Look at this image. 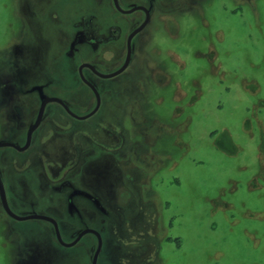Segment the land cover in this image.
Returning <instances> with one entry per match:
<instances>
[{
	"label": "rangeland",
	"instance_id": "rangeland-1",
	"mask_svg": "<svg viewBox=\"0 0 264 264\" xmlns=\"http://www.w3.org/2000/svg\"><path fill=\"white\" fill-rule=\"evenodd\" d=\"M159 1L157 12L135 37L133 67L102 82L109 97H102L90 119L71 121L74 136L62 138L57 147L49 137L24 152L0 148L5 199L16 215L50 216L49 209L61 206L63 197H57L52 185L44 191V184L71 175L66 162L78 147L84 151L92 145L93 160L79 170L80 183L75 184L109 196L130 173L129 190H122L125 213L139 215L147 232L155 233L158 264H264V0ZM28 2L0 0V141L12 131L14 103L22 121L28 119V100L11 97L12 83L25 69L26 52L16 54L31 42L27 30L17 42L22 18H30ZM30 2L39 20L52 7L64 16L90 9L86 0ZM131 2L138 0L117 3L125 9ZM59 36L54 40L52 33H43L48 44L61 45L66 35ZM56 107H46L47 122L66 129ZM40 152L55 163L45 168ZM106 153L133 159L121 168L120 159ZM56 170L59 179L49 174ZM23 181L29 182L33 197L23 193ZM142 221L130 225L145 233ZM9 225L26 249L46 247L39 222ZM113 231L115 237L106 234L103 239L107 247L100 250L98 264H118L125 245L145 249L135 240L126 244L120 224ZM7 234L0 219V264H12L16 252ZM86 249L85 244L72 249V259L86 261ZM115 253L118 258L109 260L107 255Z\"/></svg>",
	"mask_w": 264,
	"mask_h": 264
},
{
	"label": "flooded vegetation",
	"instance_id": "flooded-vegetation-1",
	"mask_svg": "<svg viewBox=\"0 0 264 264\" xmlns=\"http://www.w3.org/2000/svg\"><path fill=\"white\" fill-rule=\"evenodd\" d=\"M36 1L40 2V0ZM86 1L90 8L86 11H79L78 14H73V16H64L59 10L53 12L52 7L48 13L44 14L45 16L41 18V20L36 18V12H34L35 9L31 6L30 0L26 5V12L30 18H22L24 27L22 25L21 34L17 38V40L19 39L17 42L21 41L23 31L26 30L29 33L31 42L27 44V48L25 46L23 48L19 46L20 49H18V53L16 54L18 58L26 52L25 56L22 57L24 58L25 69L22 70L24 71L23 76L17 78L15 82L12 83L13 90L11 97L26 98L28 100L26 102L27 104L29 103V107L26 108L28 119L26 122L22 121L23 118L20 114L21 110L16 108L17 105L14 103V107L11 109L12 131L8 134V140L4 141L17 145L18 147L24 146L26 143V133L37 119L39 112L38 108L41 105L42 99H57L61 103L50 102L44 107L42 118L39 120L40 124L34 132L31 133L30 144L26 150H28L32 144L39 143V141L40 143L42 141L44 142L49 137L50 140L55 143L54 146L57 147V143L62 142V138L64 139L65 137L69 140L70 137L74 136L70 128L71 121H82L76 120V118L90 115L96 107L97 98L100 105L102 97H109V95L105 93L108 91H103L102 89V82L120 78L133 67L131 65L133 64L134 52L136 50L135 37L138 36L139 33H142L141 31L152 15L151 13L157 12V5L160 2L159 0H143L142 2L138 0V2L127 4L129 6L122 9L119 3H117L118 0H116L118 6L115 5L113 2L114 0ZM58 3L62 5V2ZM39 4H41V2ZM131 10L133 11L129 13L128 11ZM144 23L145 25L143 28L129 40L130 44H128L127 39H129V36ZM49 32L50 34L52 33L53 36L55 35L54 40L60 37L59 35L61 34L66 35L65 41L62 42L61 45L57 44L58 42L56 43L55 41V43L52 41L50 43L51 45L48 44V41L43 38V33ZM128 47H130V58L128 65H126V69L114 78H102L114 74L122 68L121 66L124 65L128 56ZM139 47H143V45ZM25 80L27 82H25ZM141 89L144 90V87ZM123 90L126 91V87H124ZM51 105L57 106L56 108L58 109H56V112L61 114L59 116H62L60 119L67 122V124L64 125V127L67 126L66 129L62 127L63 125L58 127L51 120L50 123L47 122L46 107ZM135 105L138 107L139 102L135 101ZM95 113L93 115H95ZM88 118L83 120H87ZM47 132H49L50 135L46 134ZM90 146V149L87 148L84 151L78 147L76 155L66 162V164H70L68 171H66L71 173V175L60 178L58 175L60 172L57 170L49 173L53 178L56 176L60 179L54 182L49 180V184H44L43 190L45 191L47 187L52 185L51 189L58 195L57 197H63L61 206L49 209L51 217L43 214H36L34 212H26L22 215H16L12 212L16 216L36 215L46 217L55 223L54 225L47 220L42 221L33 219V221L41 224L42 234L47 236V241L44 242L46 245L45 248L33 244L29 245L26 249L27 243L25 244V242L21 241L19 238L14 237V234L11 235L12 232L9 230V224L24 221L15 220L5 212L0 200V215L6 218V220H2L1 217L0 219L6 227L7 236H10L8 237V243L16 245V252L13 254L12 264H92L91 259H93L97 249L96 246H98V238L94 234H85L71 247H66L65 245L72 244L82 232L92 230L99 235L101 240L100 247L102 249L103 247H107V245H104L103 240L105 235L108 234L110 237H115L113 229H119V224L121 229L124 227L123 238L125 237L124 242L126 244L134 242L135 240L140 243L143 248L145 247V249L142 251H135L133 248H129L125 245V252L122 248L121 251L123 252L119 253L121 260L118 264H158V260L154 258L158 249L156 245L157 242L154 240L156 238L155 233L152 234L147 232L148 224L143 222L139 215L130 212L127 214L125 213V206L127 205L123 200V196L125 195L122 194V190L124 189L125 193L129 188L130 173H125L126 177H124V181H120L122 182V184H120L121 186H117L114 193L112 194L111 192L109 196L97 195L91 190L78 186V182L80 183L77 179L80 172L79 170L83 168L84 164L90 166V161L93 160L91 157L93 151L92 145ZM66 148L67 146H64L63 150H67ZM14 150L17 152L26 151ZM106 154L109 155V153ZM115 154L116 153L109 155L108 157L113 160L119 158L120 161L118 164L121 168L126 165L125 162L133 159L132 157H127L126 153L122 155L118 153V157H115ZM39 155H41L40 160H45L46 162L43 164L45 168L46 164L55 163L54 158H47L48 154L40 152ZM78 163L79 165H76ZM41 166L40 164V167ZM53 167L55 168V166ZM49 174H47V176L50 179ZM70 177L71 180H68ZM0 179L2 182V174H0ZM75 181L78 182L75 184ZM23 182V193L28 197H33L34 193L32 188L28 185L29 182ZM142 185L139 193L141 198L143 195L145 196ZM12 197H14V191L12 192ZM147 202L149 201L147 200ZM9 210L11 212L10 208ZM115 215H117V217ZM158 215L159 213H157V216ZM115 218L119 221L117 226ZM141 221L144 223L145 233L140 232L136 226L132 228L130 225L131 223L135 225ZM157 221L159 225L158 218ZM87 236L90 237L88 240L86 239ZM58 238H60L61 243ZM83 244H85L87 248L85 256H87L88 259L86 261H82V259L73 260L72 258H74V256L72 255V249L77 250L79 247L83 246ZM118 247L119 249L121 248L120 245L117 246V248ZM99 256L100 252L97 258H99ZM107 257L109 260L114 261V259L118 258V254L115 253L110 257L107 255ZM97 258L96 264H98Z\"/></svg>",
	"mask_w": 264,
	"mask_h": 264
},
{
	"label": "water",
	"instance_id": "water-1",
	"mask_svg": "<svg viewBox=\"0 0 264 264\" xmlns=\"http://www.w3.org/2000/svg\"><path fill=\"white\" fill-rule=\"evenodd\" d=\"M114 3H115V5L116 6H118V4L116 3L117 1L116 0H114L113 1ZM133 10H136V9H133ZM133 10H131V11H128L129 13H131ZM145 25V23L142 25V26H140V28L138 29L137 28V30L136 31H134L130 36H129V39H127V41H128V44H130V39L135 35V34H138V32L143 28V26ZM129 52H130V47H128V52H127V54H128V56H127V58H126V61H125V63H124V65L123 66H121L122 68L120 69V70H118L117 72H115L114 74H110V75H107V76H104V77H102V78H106V79H108V78H114L115 76H117L118 74H120L121 72H123L125 69H126V65H128V62H129V58H130V54H129ZM50 102H58V103H61L59 100H57V99H42V101H41V105H40V107L38 108L39 109V112H38V116H37V119H36V121H34L35 123H33L30 127H29V129H28V132L26 133V143L24 144V146L23 147H18L17 145H14V144H12V143H10V142H7V141H4V140H1L0 141V148H4V147H9V148H14V149H16V150H18V151H24V150H26L27 148H28V146H29V144H30V139H31V133H33L34 132V130L38 127V125L40 124V121L39 120H41V118H42V115H43V112H44V107L48 104V103H50ZM99 105V100H98V98H97V103H96V107L93 109V111L90 113V115H86V116H84V117H77L76 118V120L78 119V120H83V119H85V118H90V116H92L97 110H98V106ZM5 198H6V196H5V191H4V188L2 187V182H1V179H0V200H1V202H2V205H3V209H5V212H7L13 219H15V220H18V221H26V220H33V219H39V220H47V221H50V223H53V221L52 220H50V219H48V218H46V217H42V216H36V215H33V216H16V215H14L12 212H10V210H9V207H8V204H7V201L5 200ZM54 225H55V223H53ZM57 229V228H56ZM58 231V230H57ZM58 234V233H57ZM56 234V235H57ZM85 234H94L97 238H98V246H96L97 247V249H96V251H95V254H94V256H93V259H91L92 260V264H96V258H97V256H98V254H99V252H100V249H101V240H100V237H99V235L98 234H96V232H94V231H92V230H88V231H84V232H82V234H79V236H78V238L72 243V244H69V245H65L66 247H71V246H73V245H75L80 239H81V237H83ZM59 239V242L61 243V240H60V238H58Z\"/></svg>",
	"mask_w": 264,
	"mask_h": 264
}]
</instances>
